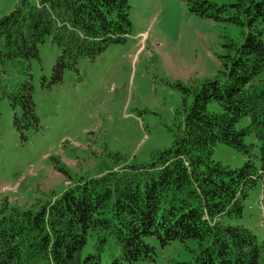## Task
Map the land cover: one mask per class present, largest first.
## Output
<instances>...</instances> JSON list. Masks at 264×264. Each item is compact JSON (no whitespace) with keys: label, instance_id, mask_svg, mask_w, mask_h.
Segmentation results:
<instances>
[{"label":"trees","instance_id":"obj_1","mask_svg":"<svg viewBox=\"0 0 264 264\" xmlns=\"http://www.w3.org/2000/svg\"><path fill=\"white\" fill-rule=\"evenodd\" d=\"M128 3L20 0L0 19V97L13 106L21 103L17 124L37 126L30 63L39 58V45L50 40L58 47L53 79L60 81L81 59L125 42L132 30ZM191 11L244 29L239 42L227 45L219 73L193 88L171 148L147 165L81 177L60 195L26 209L3 203L0 264H103L106 250L111 264H138L155 257L149 236L162 245L197 241L192 264H264V239L224 222L242 216L243 200L258 180L264 199V0L221 6L194 0ZM209 102L220 103L224 112H209ZM243 119L247 124L239 127ZM251 133L259 144V166L252 160L253 144L244 139ZM221 142L248 155L244 166L231 169L213 160ZM90 237L94 252L83 258Z\"/></svg>","mask_w":264,"mask_h":264},{"label":"rangeland","instance_id":"obj_2","mask_svg":"<svg viewBox=\"0 0 264 264\" xmlns=\"http://www.w3.org/2000/svg\"><path fill=\"white\" fill-rule=\"evenodd\" d=\"M19 1L0 0V19ZM206 1L220 6L235 2ZM128 2L132 30L125 42L94 59H81L76 68L64 71L60 81L53 79L58 47L50 40L39 45L40 56L30 63L37 126L17 124L16 119L23 117L21 103L13 106L8 97H0V208L6 203L26 209L60 195L81 177L152 163L183 129L182 112L193 102V88L219 73L227 45L239 42L244 29L191 11L194 0ZM207 108L224 112L218 102H209ZM245 124L247 119L238 125ZM244 139L253 144L252 160L259 166L255 134ZM212 158L237 169L249 157L221 142ZM243 206L241 217H224V222L244 226L263 240L261 180L248 189ZM146 240L155 247V257L138 264H192L199 248L194 240L167 245L155 236ZM88 242L83 258L94 252V239ZM112 260L104 251L103 264Z\"/></svg>","mask_w":264,"mask_h":264}]
</instances>
